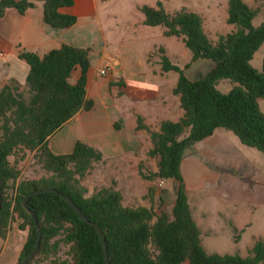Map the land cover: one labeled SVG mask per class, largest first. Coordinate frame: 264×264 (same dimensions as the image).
I'll list each match as a JSON object with an SVG mask.
<instances>
[{
  "label": "trees",
  "instance_id": "obj_1",
  "mask_svg": "<svg viewBox=\"0 0 264 264\" xmlns=\"http://www.w3.org/2000/svg\"><path fill=\"white\" fill-rule=\"evenodd\" d=\"M45 23L55 29L71 27L74 16L61 14L72 0H40ZM35 0H0V17L13 8L23 15L34 7ZM143 25L162 26L165 36L182 39L191 62L211 60L213 69L201 80L189 81L182 70L161 57L163 72L178 74L173 94L179 99L182 116L175 122L162 121L156 130L137 118L136 130L149 136L147 157L156 162V171L140 176L174 180L177 192L172 217L159 214L152 207H129L121 193L101 188L90 196L83 182L94 165L103 162L101 153L77 142L69 154H53L49 138L79 111H88L86 100L89 68L88 50L62 45L38 56L21 51L18 58L29 67L25 81L10 79L0 88V238L5 239L13 215L22 220L19 228L27 230L19 264L32 250L36 229L35 213L41 232L40 245L26 264H105L104 251L94 227L83 223L58 195L43 193L31 197L27 208L23 200L35 191L52 189L71 200L82 214L101 230L109 264H264V241H254L247 257L205 253L201 234L192 218L185 188L180 177L184 152L209 137L215 130H225L239 143L264 155V113L259 100L264 99V57L261 71L250 66L255 52L264 43V23L253 27L256 10L243 0H228L226 24L234 30L219 35L212 42L203 28L202 18L182 8L173 14L142 6ZM186 67V66H185ZM78 68L79 77L71 81ZM221 81L233 84L227 94L217 90ZM32 154V166L38 177H22L20 161ZM152 190H150L151 194ZM62 248L67 257L56 258Z\"/></svg>",
  "mask_w": 264,
  "mask_h": 264
},
{
  "label": "crops",
  "instance_id": "obj_2",
  "mask_svg": "<svg viewBox=\"0 0 264 264\" xmlns=\"http://www.w3.org/2000/svg\"><path fill=\"white\" fill-rule=\"evenodd\" d=\"M72 2L70 7L59 9L61 14L76 19L71 27L65 29H55L45 23L40 0H35L34 7L23 15L13 8L4 11L0 17V88L10 79L20 84L25 81L29 67L18 58L21 51L42 56L62 45L87 49L86 100L92 103V107L88 111H79L53 134L48 147L53 154H69L80 142L98 150L102 163L112 164L115 172L128 171L139 165L135 161H141V156L147 154L150 147L148 134L136 130L137 118L156 130L160 122H175L182 116L179 99L173 94L178 74L163 72L161 57L165 56L174 66H186L187 69L201 59L191 62V55L182 39L165 36L163 27L157 30L145 28L140 11L145 5L132 2L127 12L121 15L108 13L113 9L107 0ZM152 8H157V5ZM103 25H108L107 31ZM118 25L128 27L126 31L129 33L131 30L135 37L143 33L152 40L126 42L114 31ZM137 46H140L139 51ZM213 67L214 64L209 65L202 75L190 81L203 79ZM101 71L105 73L101 74ZM79 74L76 68L71 81H76ZM231 137L227 131L215 130L202 143H212L217 139L237 148ZM197 145L200 144H195V147ZM21 223L22 220L14 214L5 239L0 238V264L18 263L27 239V230L19 228Z\"/></svg>",
  "mask_w": 264,
  "mask_h": 264
},
{
  "label": "rangeland",
  "instance_id": "obj_3",
  "mask_svg": "<svg viewBox=\"0 0 264 264\" xmlns=\"http://www.w3.org/2000/svg\"><path fill=\"white\" fill-rule=\"evenodd\" d=\"M243 1L256 10L251 25L255 28L259 27L264 23V0ZM107 2L111 5L110 9H113L108 13L121 15L127 12L132 2L148 7H154L159 2L167 13L185 8L201 16L204 29L212 42H215L219 35L234 30L233 26L225 22L228 0H107ZM103 28L107 31L108 25H103ZM127 28L118 25L114 31L126 42L131 43L136 40H140L139 43H142V40L147 42L148 36L139 33L135 37L131 30L129 33L126 31ZM145 28L150 29L148 26ZM154 28L157 30L162 26ZM148 40L152 38L149 37ZM140 46H137V51ZM263 57L264 43L255 52L249 63L250 66L260 72ZM209 65L213 66L211 60L201 59L189 69L179 68L184 77L190 81L202 75ZM232 86L229 81H221L217 90L227 94ZM259 108L264 113V99L259 100ZM231 136L237 148L217 139L207 144L202 143L203 139L197 142L200 145L195 147L197 144L195 143L187 148L180 164V177L192 218L201 234L205 253L209 256L238 254L245 258L255 239L264 241V155L254 148L241 145L235 136ZM140 159L141 161H135L139 162V165L128 171L115 172L112 164L94 165L90 175L83 182L87 190L86 196L101 188L112 187L121 193L125 206L145 207L146 205L152 207L158 214L161 211L165 212L171 218L177 182L159 179L143 180L139 172L144 175L155 172L156 162L146 154ZM126 162L124 161L123 164ZM119 167H122V164ZM19 168L22 177L41 175L40 170L32 166V154L29 153H26L25 159L20 161ZM150 190H152L151 194ZM65 251L66 249L62 248L56 258L65 259L67 257ZM41 264L50 263L44 261Z\"/></svg>",
  "mask_w": 264,
  "mask_h": 264
},
{
  "label": "water",
  "instance_id": "obj_4",
  "mask_svg": "<svg viewBox=\"0 0 264 264\" xmlns=\"http://www.w3.org/2000/svg\"><path fill=\"white\" fill-rule=\"evenodd\" d=\"M1 191H2V181L0 179V205H1ZM43 193H52V194H56L59 197H61L71 207V209L76 213V215L79 217V219L83 223L95 228L97 235L100 239V242L102 244V247H103L105 264H109L108 257H107L106 243H105V240H104V237H103L101 230L99 229V227L96 224H94L90 220H88L82 214V212L77 208V206L71 200H69L67 197H65L64 195H62L59 192H57L56 190H52V189H44V190L35 191V192H32L31 194H29L26 198H24L23 207L27 208V201L31 197L39 195V194H43ZM30 214H31V217L33 219L35 229H36V240H35L34 246H33L32 250L30 251V253L19 264H26L28 262V260L36 253V251L38 250L39 245H40L41 232L39 229V224H38L35 213L31 212Z\"/></svg>",
  "mask_w": 264,
  "mask_h": 264
},
{
  "label": "built area",
  "instance_id": "obj_5",
  "mask_svg": "<svg viewBox=\"0 0 264 264\" xmlns=\"http://www.w3.org/2000/svg\"><path fill=\"white\" fill-rule=\"evenodd\" d=\"M105 72L104 71H101V74H104Z\"/></svg>",
  "mask_w": 264,
  "mask_h": 264
}]
</instances>
